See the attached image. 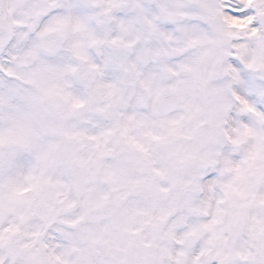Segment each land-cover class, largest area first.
<instances>
[{
  "label": "snow or ice",
  "instance_id": "6c2138e0",
  "mask_svg": "<svg viewBox=\"0 0 264 264\" xmlns=\"http://www.w3.org/2000/svg\"><path fill=\"white\" fill-rule=\"evenodd\" d=\"M0 264H264V0H0Z\"/></svg>",
  "mask_w": 264,
  "mask_h": 264
}]
</instances>
